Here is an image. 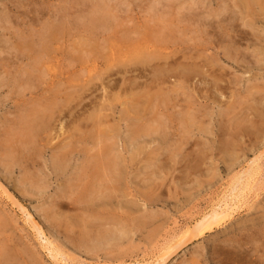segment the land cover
I'll use <instances>...</instances> for the list:
<instances>
[{"label": "rangeland", "instance_id": "rangeland-1", "mask_svg": "<svg viewBox=\"0 0 264 264\" xmlns=\"http://www.w3.org/2000/svg\"><path fill=\"white\" fill-rule=\"evenodd\" d=\"M77 1L0 0V139L5 135L7 129L13 128L24 103L32 105L54 100V95H59L64 86L61 82L66 85L73 83L77 86L88 83L89 80L96 82V77H93L97 75V71L106 68L107 63L115 56L126 54L132 57L131 55L134 54L138 45L146 40L150 36L149 34H154L156 29H158V32L155 33L157 36H151L148 43L156 42V39L159 41L170 40V45L179 42L177 45L183 46L186 51L193 48L201 49V52L207 57L212 56V51L217 47L215 46L216 40L213 39L216 38L213 35V29L203 23L205 22L204 17H208L211 10L218 8V3H216L218 0H199L203 1L200 8H197V5L193 7L192 0H160L161 2L159 0H113L119 6H117L118 9H115L113 7L115 4L110 3V9L114 8L117 12L114 11L116 14L113 13V16L118 14L117 18L121 20L113 19V25L110 21V30L99 31L93 36L94 38L89 39L84 28L86 23L83 24L84 18L81 19L84 15L82 14L75 21L76 23L73 22L74 34L64 38L63 46L67 51L73 41L76 44H82L79 49L91 54L86 60L70 65L65 60L66 52L64 53V50L60 49L58 52L49 54L47 63L42 64L43 62H41L39 67L35 63L37 51L33 43L35 40L33 34L41 31L39 28L43 29L50 22L51 19L48 18L59 7L67 4L73 5ZM118 2L119 4H117ZM53 6L54 8H52ZM238 10L240 19L237 29L248 32L247 37L252 38L250 32L254 33L253 31H255L264 38V19H256V22L251 17L245 19L241 10L239 8ZM187 12L191 13L187 14ZM198 17L199 19H197ZM200 17L203 21L200 20ZM210 18L208 17V19ZM244 23L246 26H243ZM190 24L192 27L189 26ZM247 24H249V29ZM196 25L197 28H195ZM116 26L119 28L117 29ZM162 27L166 28L163 29V33H160L159 30L162 32ZM260 28L262 29L259 30ZM133 30L138 33L135 35ZM241 31L239 30V33ZM168 33L170 34L168 35ZM231 34L236 35L235 32ZM242 36L246 37L244 33ZM72 37L74 38L72 39ZM236 38L240 39L238 36ZM85 39H87L86 42H83ZM254 40L255 37L249 42L242 39L240 46L242 50L245 49L250 53L254 49L258 52L261 51L263 60L260 64L256 63L254 57H251V63L241 62V60L237 63L224 56L223 53L219 55L221 57L220 65L217 67L220 66V70L221 68L225 70L222 73L224 72L226 81L229 82H222L228 88L226 87L222 97L218 96L221 101L219 99H215V101L212 96L209 100H204L201 97L210 86L208 84L198 85L203 89L201 93L197 92L196 95L191 93L190 95L192 99L194 96L196 98L194 99L198 105L196 108L201 106L202 113L207 114L204 124L213 127L215 131L199 132L197 128H194L193 132L185 134L177 130V125L172 126L170 129L172 132H167L168 141L166 142L161 141L155 135L152 138L151 136L144 137L145 140L140 142L144 148L141 150L142 154L139 152L138 156H135L136 153L134 154L135 146L129 140H127L128 142L122 140L125 143L123 148L126 167L122 182L119 184L120 189L118 192H113L109 198L104 199L106 201H90L96 207L94 211L86 210L84 206L87 201L85 202V198H80V196L77 199L78 195L73 196L76 198L73 203L68 198H62V195L67 192L68 186L71 185L70 183L78 185V169L83 154L81 156L76 154L77 156L70 160L68 168L59 171L52 164L53 151L43 149L40 157V152L36 154L39 159L36 158L35 162L31 160L27 162L18 158L16 160L18 163L15 162V166L11 170L6 168L7 171L5 166L0 164V181L9 189L10 194L17 197L32 212L36 220L43 226L47 236L55 240L66 252L68 262L70 260V263L76 264L81 262L86 264H100V262L101 264L103 262L110 264L111 262L114 264L120 260L127 264H133L139 261H150L149 259L154 261L158 257L161 247L164 246L163 243H166L169 238L171 239L173 233L192 226L204 213L215 207L234 180V175L253 165L258 167L257 173H260V179L250 194L246 196L243 204L221 226L215 227L202 237L181 246L180 251H177L166 264H192V261H197L198 264H264V41ZM24 48L25 51H23ZM87 54L89 55V53ZM32 63L35 65V73L31 69ZM25 71L24 74H27V71L33 73L31 75L33 81L28 84L21 82L24 86L19 88L21 74ZM67 80H70V83ZM27 85L28 87L23 90ZM75 101L76 98L72 100L71 104H74ZM209 101L212 103L210 104ZM232 102L233 107L237 110L234 108L235 111L229 114L230 117H223V114L226 113L225 109ZM69 104L67 103L68 106ZM200 118L203 116L200 115ZM227 120H229L230 126L226 125L228 124ZM109 121L108 125L114 120L110 117ZM242 125L244 126L242 127ZM91 126L90 120L88 125L83 126L85 129L82 128L81 132L90 129ZM236 129L238 130L236 131ZM69 133L74 134V132ZM122 133L125 138L128 132ZM93 134H98V132ZM51 135L54 136L55 141L65 140L56 130L52 131ZM92 140L86 143L77 142L78 144L73 142V144L78 149L88 146L91 149V154L94 155V152H97L99 148L95 144L97 142H94L95 139L92 138ZM127 149L129 150L127 151ZM229 154L230 156H228ZM152 157L157 159L153 160ZM23 175L28 177L25 181H23L25 178ZM22 176L23 179H21ZM30 179L42 181L43 191L37 189L36 192V189L27 182ZM30 187L35 189V192ZM31 191L34 195H31ZM12 202L3 189H0V249L6 247L16 255L13 264H57L42 246L31 223L26 221L22 211ZM55 205L58 206L57 208H62L54 209ZM53 210L57 211L53 212ZM128 213L137 217L139 222L143 220L138 225V232H135L136 228L132 223L124 222L125 239L119 242L112 241L110 246L104 244L102 248H93L95 240L92 235H95L96 229L97 231L101 229V231H107L112 228L109 223L115 224L111 221L112 219H116L119 214L127 218ZM150 218L153 220L152 224H148L151 221ZM143 222L145 223L142 224ZM94 224L97 225V228ZM84 231L87 236L83 233ZM84 239L86 242H83ZM116 254L122 255V257L117 258ZM4 262L3 259H0V264H6Z\"/></svg>", "mask_w": 264, "mask_h": 264}, {"label": "bare ground", "instance_id": "bare-ground-1", "mask_svg": "<svg viewBox=\"0 0 264 264\" xmlns=\"http://www.w3.org/2000/svg\"><path fill=\"white\" fill-rule=\"evenodd\" d=\"M202 2L203 1L198 0L197 2V0H192L193 7H195L194 5H197V8H200V4H202ZM66 3H68V1H66ZM110 3L113 4V0H78L77 2L73 3V5L67 4L65 6L63 5L62 7H59L55 11V13L50 18H48L51 19L50 22L45 25L43 29L39 28L41 31H38L37 33L31 31L32 33H34L33 36H35V40L33 41V43L37 51L35 55V63L38 65L41 62H43L42 64L47 63L49 54L58 52L60 49H63L64 53L66 52L65 60L70 65H74L78 61L86 60L87 57L91 55L90 52L85 53L84 51H81L79 49V46L82 44H76L74 43V41L72 42L73 44L71 43V46H69V51H67L63 46V43L65 42L64 38L67 35L72 36V34H74L72 30L74 28L73 25L82 14L84 15L83 17H81V19L84 18L83 24L86 23V26L84 28L89 39H91L95 34H98L99 31L103 32L105 31V29L110 30V21L117 18L118 14L113 16V13L116 14L114 11H116L115 9H118L117 6H119L114 3L115 5L113 7L115 9L113 8L112 12V10L110 9ZM216 3H218V8H216L215 10L213 9V11L211 10L210 13H208V17L211 18L208 19V17L205 16V22L203 23L207 25L208 28L213 29V35L216 36V38L213 39L216 40L215 46L217 47L214 49V51H212V56L207 57L206 54L204 55V53L201 52V49L196 48L188 49L186 51L183 46L177 45L179 42L173 41L174 43L171 44L173 46H171L169 43L170 40L168 41L163 39L164 41H159L156 39V42L148 43V40L151 36H157V34L155 33L156 31L158 32V29H156L154 34H149L150 36H148L146 40H143L142 43L138 45V47L134 50V54L131 55L132 57H129L126 54H120L119 56H115L113 58L111 57L112 59L109 61V63H107L106 68L101 69L99 72L97 71V75L95 76L92 74L94 76L93 78L96 77V82H94L95 80L93 82L89 80L88 83H85L83 85L79 84V86H77L76 84H71L70 80H67V82L70 84L66 85L61 82L64 86L62 87V91L59 93V95H54V100H50L49 102L46 101L42 103H34L32 105L24 103L23 109L15 121V125L13 126V128L7 129L5 135L1 137L2 139H0V164L5 166V170L6 168L8 170H11L15 166V162L18 163L16 161L18 158L27 162L29 160L35 162L36 158L39 159L38 155L36 154L40 152V157V155H42L43 153V149H49L53 151L52 164L54 165V168L59 169V171L61 169L62 171H64L68 168L70 160L77 156L76 154H80V156L81 154H83L81 165H79L78 169V185L77 183H75L76 185L70 183L71 185H69L67 189V192L69 191V193L65 192L62 195V198H68L69 201H72V203L74 199L75 201L76 198L79 199V196L80 198H85V202L87 201V203L85 204L84 208L88 211H94L96 207L92 205L94 203L91 202V204L90 201H106L104 199L109 198L111 194H113V192H118L120 189L119 184L122 182L124 168L126 167V156L123 148V144L125 143H123L122 140H129L130 143L135 146V156H138L139 152H141L142 148H144L140 143L141 140H145L144 137L151 136L152 138L155 135V137H158L161 141L166 142L168 141L167 132H172L170 130L172 126L177 125V130L179 132H184L185 134L188 132H193L194 128H197L199 132L215 131L213 127L206 126L204 124L205 116L207 114L204 115L202 113L201 106L196 108V106H198L196 105L197 102H194V99L196 98L194 96L192 99V97L190 96L191 93L193 95H196L197 92L198 94L201 93L203 89L198 85L208 84L210 86L207 87L208 89L205 91L206 93L201 97L204 100H209L210 96H212L214 100L219 99L221 101L218 96L222 97L224 94L223 92L226 90V87L228 88V86L222 84V82H229L226 81L227 78L225 77L224 72L222 73V71L225 70L222 68L220 70V66L219 68L217 67L218 65H220L219 62L221 57L219 55L223 53L224 56L233 59L237 63L240 60L241 62L244 61L251 63V57H254L256 63L260 64V62L263 60L261 51L258 52L254 49V51H252L251 53L246 52L245 49H241L240 43H242V39H246L249 42L253 37H255V40L264 41V38H262L263 36L258 34V32H250L252 36V38H250L246 36L248 32H243V30L241 31V29H237L239 26L238 21L240 19V12L238 8L241 10V13L244 14L245 19L250 17L254 19V21L260 18L264 19V0H218ZM117 4H119V2ZM242 7H244V9H242ZM52 8H54V6ZM151 10L153 9L151 8ZM190 13L191 12H187V14ZM201 13L203 14V12ZM43 18L46 19V17ZM181 19H183V17ZM197 19H199V17ZM118 20L121 19L119 18ZM191 25L192 24H190L189 26ZM243 26H246L245 23ZM247 26L249 29V24H247ZM164 28L166 27H162V32L160 30L159 32L163 33ZM195 28H197V25ZM248 29L247 31H250ZM261 29L262 28H260L259 30ZM134 30L133 32L136 35V33L138 32H135L136 30ZM154 30L155 28L153 29V31ZM239 30L241 31L240 33ZM230 32H235L236 35L231 34ZM243 33L246 37L242 36ZM169 34L170 33H168V35ZM236 36H238L240 39L236 38ZM73 38L74 37H72V39ZM86 40L87 39H85L83 42H86ZM23 51H25V48ZM87 53H89V55ZM260 56L261 59H259ZM31 69L32 72L36 70L34 64L31 65ZM24 73H26V71L21 74L19 80V88H22L24 86L22 83L28 84V82L30 83L33 81L31 76L33 73H29V71H27V74ZM38 74L41 75L39 72ZM209 79L211 80L209 81ZM27 87L28 85L24 87L23 90H25V88ZM188 90L190 91L188 92ZM212 90H214L215 92ZM75 98V103L71 104L74 102H72V100H74ZM212 101H209V103L211 104ZM67 103H70L71 105L69 104L68 106ZM199 104L201 105V103ZM234 108L235 107H233V102L230 106H228V108H223L226 110V113L224 111L225 114H223V117H228L229 114L235 111ZM200 115H202L203 118H200ZM110 117L113 118L114 121L108 125L107 123L110 122ZM230 119L231 121H233L232 118ZM90 120L92 122L91 128L81 132V130H83L82 128H84L83 126L88 125ZM246 121L245 123L247 124ZM226 122L228 123L226 125L230 126L229 120H227ZM223 126L225 127V125ZM243 126L244 125H242V127ZM54 130L60 132V136H63L66 141L64 139L63 141H55L54 136L51 135V132ZM237 130L238 129H236V131ZM125 131L128 133L125 135V138H123L122 132ZM69 132H74V134H71ZM88 132H98V134ZM92 138L95 139L94 142H97L95 144H97L99 148L97 152H94V155L91 154V149L88 146H82L81 149H78V147L76 145L74 146L73 144V142L86 143L87 141L92 140ZM38 147H40L41 149ZM128 150L129 149H127V151ZM228 156H230V154ZM231 156L233 155L231 154ZM257 172L258 167H254L253 165H251L249 168H246V170L236 173L233 177L234 180L232 181L231 185L223 194L221 200L216 203L217 205H215V207H213L209 212L207 211V213H204L200 218H198L192 226L188 227L185 230L180 229L179 232L173 233L174 235L171 234V239L169 238L170 240L168 239V241L166 239L167 242L163 243L164 246L161 247L159 253L157 252L159 255L156 259L154 258V261H151V259H149L150 261H139L133 264H166L170 260V258L174 254H176L177 251H180L181 246H184L189 242L202 237L206 232L213 230L215 227L221 226V224L243 204L246 196H248L254 189L255 184L260 179V173L258 174ZM25 175L23 176L25 177ZM23 176L21 177V179H23ZM27 178L28 177H25L23 181H25V179ZM27 182H29V184L36 189V192L37 189L43 191L42 181L40 182L39 179H30V181ZM0 189H3V192L7 194L11 201H13L12 203L19 207L26 221L30 222L31 226L36 231L39 239L41 240L42 246L46 249L48 254L54 261H56L57 264H76L73 262L70 263V260L68 262V255L66 254V252L60 247V245L55 242V240L50 239V237L47 236L43 226L38 220H36L32 212L17 197L10 194L9 189L1 181ZM34 190L33 192H35ZM31 195H34L32 194V191ZM75 195L78 196L74 198L73 196ZM59 201L61 200L59 199ZM65 202L67 203V201ZM57 207L58 206L55 205L54 209L59 210L60 208H62ZM57 210H53V212H56ZM137 219L138 218L134 217V215L131 213H128L127 218L123 215L121 216L120 214L117 215L116 219L111 220L115 224L109 223L112 227L111 229H108L106 227V224V226L104 227L108 229L107 231H101L102 229L97 231L96 229V232H94L95 235L91 234L92 236H94L93 240H95L93 248H102L104 244L110 246V244H112V241L119 242L125 239L126 234L123 230L124 222H126L127 224L132 223L136 228L135 232L137 233V230L139 229L138 225H140V223L143 221L142 220L141 222H139ZM144 223L145 222H143L142 224ZM152 223L153 220H151L148 224ZM94 226L97 228V225L94 224ZM83 233L85 234L86 232L84 231ZM83 242H86L85 239ZM2 248L0 249V259H3L5 261L4 263L6 264H13L14 259H16V255L6 247ZM115 256L117 258L122 257V255L120 254H116ZM110 258L112 257L110 256ZM103 259H101V261H103ZM118 261L116 263H114L113 261V263H126L121 262L120 260ZM80 264L86 263L81 262ZM102 264L109 263L103 262ZM110 264L112 263L110 262ZM192 264L198 263L197 261H192Z\"/></svg>", "mask_w": 264, "mask_h": 264}]
</instances>
